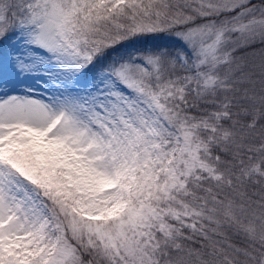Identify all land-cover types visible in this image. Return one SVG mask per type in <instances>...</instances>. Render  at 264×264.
Wrapping results in <instances>:
<instances>
[{
	"label": "snow or ice",
	"instance_id": "1",
	"mask_svg": "<svg viewBox=\"0 0 264 264\" xmlns=\"http://www.w3.org/2000/svg\"><path fill=\"white\" fill-rule=\"evenodd\" d=\"M0 264H264V0H0Z\"/></svg>",
	"mask_w": 264,
	"mask_h": 264
}]
</instances>
